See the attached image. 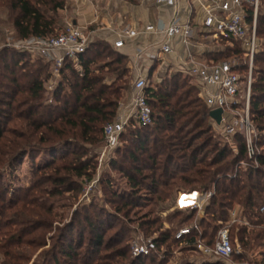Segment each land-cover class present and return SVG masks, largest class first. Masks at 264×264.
<instances>
[{
    "label": "trees",
    "instance_id": "trees-1",
    "mask_svg": "<svg viewBox=\"0 0 264 264\" xmlns=\"http://www.w3.org/2000/svg\"><path fill=\"white\" fill-rule=\"evenodd\" d=\"M66 6L67 0H0V12L9 14L11 28L19 39L58 33L56 30L59 26L62 27L61 10ZM247 16L252 21L251 8L248 9ZM257 36L259 40H264V0H261L258 13ZM230 51L235 55L242 52L241 49ZM79 59V65L68 59L65 61L61 70L63 79L53 91L54 103L47 104L43 99L47 93L45 82L48 80L47 70L51 64L42 57L20 52L15 48L0 49V94L11 96L10 101L0 99V102L11 107L19 125L14 132L19 143L13 140L8 143V148L13 144L19 145V148L16 152L0 154V170L3 166L13 169L22 157L67 146L74 139L93 143L97 141L96 136L101 132L102 124L118 116L124 94L130 91L133 84L128 57L112 44L94 40L80 54ZM214 59L220 61L216 56ZM242 60L237 61V57L230 60L237 65L238 72L248 67V57L246 61ZM258 62L263 64L257 65ZM254 63L250 111L258 131L256 143L261 150L258 166L248 158L245 139L241 134L235 135L233 139L237 152L232 157H228V152L234 148L226 139L223 143L220 142L221 147L214 144L212 149H208L215 152L211 159L206 161L201 156V151L211 143L207 138L199 142L197 140L211 130L213 118L210 116V108L200 98L196 84L189 82L190 77L180 72L174 74L168 84L147 87L153 123L146 126L131 123L121 137L124 147L118 154L124 162L116 167L127 175L130 189L127 195L117 194L121 200L126 198L125 201H116L117 211H123L128 216L141 206L140 203H145L144 197L147 202H167L181 191L202 192L214 188L215 194L209 200L204 216L199 219L204 240L212 244L219 229L228 220L229 211L239 206L246 213L250 225H232V237L238 230L243 252L233 254L231 259L242 264H264V257L255 261L251 254L254 249L264 247V212L261 211L264 206V41L263 47L255 55ZM19 93L25 95L17 99L15 104L14 98ZM3 138L5 136L0 126V140ZM54 138L60 140L44 145ZM75 159L76 156L72 161ZM242 161L248 162L246 168L242 167ZM203 162L204 165H198ZM71 166L73 168L67 166L64 169H74L78 176L92 177L88 171L91 166L89 162L86 161L81 166L72 162ZM41 168L39 166L40 171ZM65 180L62 178L59 181L65 183ZM107 189H112L109 183ZM196 214V211L185 214L181 210L171 213L175 217L181 216L179 226L187 221L193 222ZM158 221L157 218L144 219L141 223L142 230L148 233ZM105 224L101 218H89L88 228L94 233L89 242L90 249L82 258L73 244H62L59 240L56 245L66 246L62 249L65 257L62 260L56 257L58 250L53 246L42 264H90L89 257L102 246L106 250L113 248L112 242L105 241L104 236L99 233ZM175 234L176 230L173 232L166 229L158 237H154L158 250L163 244L169 246L171 243L181 242L175 238ZM20 242L22 237L13 235L6 238L0 249L9 254V244ZM182 248L191 250L188 245H182ZM129 251L131 254L129 247L122 246L103 256L109 259L115 256L126 259L119 264H144L157 252L142 256L131 254L128 257ZM230 260H204L201 264H230ZM164 262V259H160L158 264ZM97 264L104 263L98 261Z\"/></svg>",
    "mask_w": 264,
    "mask_h": 264
},
{
    "label": "rangeland",
    "instance_id": "rangeland-1",
    "mask_svg": "<svg viewBox=\"0 0 264 264\" xmlns=\"http://www.w3.org/2000/svg\"><path fill=\"white\" fill-rule=\"evenodd\" d=\"M8 16L9 14L0 12V28L3 29V31L0 30V49L5 47L7 41L6 31H9L12 42L19 39L11 28ZM63 27L59 26L56 32H60ZM201 39L205 43V47L213 49L210 56H216L220 60H233L237 57V61L241 59L246 61L243 45L238 41L233 42L232 40L213 37L207 33H204ZM263 41V38H261L262 47ZM230 49H241L242 52L235 55L232 54ZM262 64L263 62L257 63V65ZM255 65L256 63L253 66L254 75ZM51 67L50 65L49 70ZM49 70H47V74ZM177 73L180 72L174 74ZM240 73L242 78H246L248 67L241 70ZM174 74L167 73L166 70H161L160 73L151 71L148 76V86L156 87L164 85V83L168 84ZM49 78L50 75L48 74V80L45 82L47 93H45L43 102L52 104L55 100L53 91L60 85L63 75L61 74L53 89L49 83ZM188 80L189 82L192 81L191 78H188ZM108 81L112 82V80ZM131 91L132 87H130L129 92H125L122 103L129 100ZM23 95L25 94L19 93L16 97L14 96L15 104L17 99H20ZM10 97L0 94L2 100L10 101ZM240 99L244 101L243 96H240ZM14 115L15 113H13L11 107L0 102V126L5 136L0 140V154L16 152L19 148V145L13 144L14 142H12L13 146L8 148L9 140L19 143L14 134L17 126H19ZM111 121L113 120L105 121L102 124V130L96 136L97 141L93 143L74 139L73 143L67 146L55 147L39 155L35 152L31 157L28 155L22 157L13 169L9 166L1 167L0 247L4 245L6 238L13 235L21 236L22 242L9 244L8 248L10 247L11 251L9 254L0 249V264H42L53 246L58 250L55 256L62 260L65 257L62 249L66 246L56 245L59 240V243L62 244H73L75 251L82 258L91 246L89 242L94 232H91L88 228V222L89 218L93 217L101 218L106 223L104 228H100L99 233L104 236L105 241L112 242L113 248L106 250L102 246L97 252H94V255L89 257V263L97 264L98 261H102L104 264L124 263L126 259L124 260L121 257L115 256L113 259H109L103 255L110 253L114 248L122 246L129 247L132 254L133 244L140 238L158 237L166 229H171L173 232L176 230L177 233L180 228L192 225L195 221L199 222V219L204 216V212L201 216L196 214L193 222L187 221L186 224L179 226L181 216L175 217L171 213L177 210H181L185 214L193 211L188 210L186 205L176 204L180 192L167 202H156L154 200L147 202L146 197H144L145 203H140L141 206L135 208L128 216H125L123 211L116 210L117 202L126 199L121 200L117 194L127 195L130 187L127 175L116 167L119 163L124 162L118 154L119 150L124 147L123 141L121 140L120 145L110 153L105 155L102 153L105 147L104 125ZM207 126L208 124L205 128ZM190 127H192V124H190ZM204 138L209 139L211 143L208 148L201 151V156L208 161L215 155L213 150L209 151L208 149L214 144L221 147L220 142L223 143L225 138L213 124H211V130L206 132L197 142ZM59 140V138H54L44 145H51ZM235 152H237L235 149L229 151L228 157H232ZM74 156H76V159L72 161ZM86 161L91 165L88 168L92 175L91 178L76 175L74 169H64L67 166L73 168L71 166L72 162L81 166ZM204 164L205 162L198 165ZM241 165L246 168L248 162L242 161ZM39 166L42 167L41 171ZM62 178L66 179L65 183H60L59 180ZM107 183L112 186V189H107ZM181 193L189 192L181 191ZM149 218H157L159 221L150 228L148 233H145L142 230L141 223L144 219ZM182 245L184 246L185 243H171L169 246L163 244L144 264H158L160 259H164V264H184L185 262L188 264H201L204 261L201 255L184 250ZM131 254L129 251L128 257ZM251 254L252 259L255 261L263 259L264 247L254 249ZM229 263L242 264L234 258Z\"/></svg>",
    "mask_w": 264,
    "mask_h": 264
},
{
    "label": "built area",
    "instance_id": "built-area-1",
    "mask_svg": "<svg viewBox=\"0 0 264 264\" xmlns=\"http://www.w3.org/2000/svg\"><path fill=\"white\" fill-rule=\"evenodd\" d=\"M154 3L173 9L171 20L163 27L154 24H147L142 30L125 27L114 42L115 48L124 47L126 38L136 37L141 32H162L164 40L160 45V52L164 54L171 52V41L177 35H183L188 43L193 28L190 20L181 22L178 14L179 0H154ZM199 3L204 10L203 29L206 33L217 38L236 40L243 45L245 55L248 57V74L246 78H242L241 73L237 70V65L230 60L198 61L194 56H190V68L184 73L196 84L200 98L210 110L223 109L221 123L217 124L213 119V125L219 129L222 136L230 142L235 150H237L233 140L235 135H243L248 158L258 166L261 150L256 143L258 131L251 116L250 98L254 58L261 48V42L257 36L261 0H199ZM249 8L253 10L252 21L247 16ZM5 34L7 36L5 47L42 57L51 64L52 67L48 74L52 89L61 77L65 61L68 59L79 65L80 54L84 53L93 41L90 32L72 23H67L60 32L54 35L31 36L17 39L15 42L11 41L9 31H6ZM143 54L144 51L138 49L136 57L140 58ZM147 87L148 78L145 76H138L133 81L130 113L128 115L123 112L118 114L115 120L107 123L104 127L103 155L110 153L120 145L121 137L131 123L143 126L153 123V112L148 100ZM240 96L244 97V101L240 99ZM214 194V188L202 192H180L176 204L186 205L188 210L196 211L198 216H201ZM261 211L264 212V206L261 207ZM233 224L250 225L246 213L239 206L229 211L228 220L219 229L212 244L204 240L203 231L198 221L180 228L175 234V238L188 245L191 248L190 251L201 255L204 260L228 261L233 254L237 255L243 252L238 230L232 237L231 227ZM157 250L158 246L154 237H142L134 242L132 254L133 256L149 255Z\"/></svg>",
    "mask_w": 264,
    "mask_h": 264
},
{
    "label": "crops",
    "instance_id": "crops-1",
    "mask_svg": "<svg viewBox=\"0 0 264 264\" xmlns=\"http://www.w3.org/2000/svg\"><path fill=\"white\" fill-rule=\"evenodd\" d=\"M174 10L159 6L154 0H67V6L61 10L62 26L67 23L84 28L92 35V40H103L112 45L119 38L125 27L142 30L147 24L163 27L172 18ZM178 14L181 22L190 20L193 28L188 43L183 35H177L171 41L172 50L164 54L160 45L164 40L162 32H141L136 37L126 38L125 45L117 49L128 57V65L133 81L138 76L148 78L151 71L167 73L187 71L190 68V56L198 61H212L213 49L205 47L201 36L204 10L199 0H179ZM208 34V33H207ZM138 49L144 54L136 57ZM186 74V73H185ZM131 92L129 100L122 103L118 114L130 113Z\"/></svg>",
    "mask_w": 264,
    "mask_h": 264
},
{
    "label": "water",
    "instance_id": "water-1",
    "mask_svg": "<svg viewBox=\"0 0 264 264\" xmlns=\"http://www.w3.org/2000/svg\"><path fill=\"white\" fill-rule=\"evenodd\" d=\"M223 109L217 108L210 111V116L213 118L217 124H220L222 121Z\"/></svg>",
    "mask_w": 264,
    "mask_h": 264
}]
</instances>
